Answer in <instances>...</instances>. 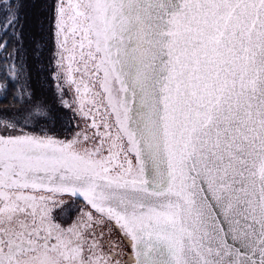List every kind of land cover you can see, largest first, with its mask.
<instances>
[{
	"label": "snow or ice",
	"instance_id": "obj_1",
	"mask_svg": "<svg viewBox=\"0 0 264 264\" xmlns=\"http://www.w3.org/2000/svg\"><path fill=\"white\" fill-rule=\"evenodd\" d=\"M0 264H264V0H0Z\"/></svg>",
	"mask_w": 264,
	"mask_h": 264
}]
</instances>
